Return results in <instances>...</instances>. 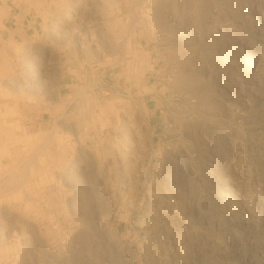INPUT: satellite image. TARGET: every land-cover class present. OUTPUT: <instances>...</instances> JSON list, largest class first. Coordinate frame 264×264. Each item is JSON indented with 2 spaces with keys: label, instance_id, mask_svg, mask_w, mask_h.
I'll list each match as a JSON object with an SVG mask.
<instances>
[{
  "label": "rangeland",
  "instance_id": "374dc122",
  "mask_svg": "<svg viewBox=\"0 0 264 264\" xmlns=\"http://www.w3.org/2000/svg\"><path fill=\"white\" fill-rule=\"evenodd\" d=\"M63 3L4 75L45 133L0 264H264V0Z\"/></svg>",
  "mask_w": 264,
  "mask_h": 264
},
{
  "label": "bare ground",
  "instance_id": "6f19581e",
  "mask_svg": "<svg viewBox=\"0 0 264 264\" xmlns=\"http://www.w3.org/2000/svg\"><path fill=\"white\" fill-rule=\"evenodd\" d=\"M9 46L5 47L3 46V48H1L0 50V175H4V176H9L10 174L13 173L14 178L11 177V179L8 181L9 184L10 183H14V184H18L22 183L24 181V177L27 176L29 173L30 174H36L37 169L35 170L36 167L33 168H28L31 164L32 159L34 158H30L29 161L26 162H22L23 160L25 161L28 153L30 150H36V145L37 143L40 141V136L43 135L44 133H40L38 131H35V129H32L30 126H24L22 125V119L18 118L17 115L20 111L19 105L17 103L14 102V95L16 92H18V90L24 92L25 95H28L29 97L27 98L28 100H31L35 94V91L37 90V88H35L36 90H33V88H30L29 84H24L27 87L21 90V87L18 84H15V87H13V84L8 86L4 80V76L6 72L12 70L15 71L17 73V64L15 62V55L12 56V61L15 63L14 66H12L11 60H8V55L10 54H14L15 52L9 48ZM8 52V54L6 52ZM22 62V60H21ZM24 62V60H23ZM27 62V61H26ZM27 64V63H26ZM23 65V64H22ZM36 67V66H35ZM20 68V67H19ZM25 68V67H24ZM31 70H33L34 68L31 66L30 67ZM37 69V68H36ZM28 69H26L27 71ZM30 70V72H32ZM35 70V69H34ZM28 72V71H27ZM36 72V71H35ZM33 73V72H32ZM22 74V73H21ZM20 74V75H21ZM29 74V73H28ZM34 74V73H33ZM19 75V76H20ZM27 74H25L24 76H26ZM31 75V74H29ZM46 75V74H45ZM44 75V76H45ZM23 76V75H22ZM28 76V75H27ZM29 77V76H28ZM38 77V76H36ZM39 79H43V77H41V75L38 77ZM37 78V79H38ZM45 79V78H44ZM11 80V79H10ZM32 79H28V81H30ZM9 81V79H8ZM13 81V80H12ZM15 81V79H14ZM13 81V82H14ZM39 81V80H38ZM37 81V83H38ZM31 82V81H30ZM36 82V81H34ZM33 83V82H31ZM30 83V84H31ZM37 83L34 84V86H38ZM40 85V82L38 83ZM45 85V83H43ZM22 85H23V81H22ZM21 85V86H22ZM44 85L42 87H44ZM51 85V84H50ZM52 86V85H51ZM25 87V86H24ZM32 87V85H31ZM41 87V88H42ZM6 88H9L10 90L8 91ZM23 88V87H22ZM40 88V90H41ZM50 88V87H49ZM39 89V88H38ZM45 90L46 87L42 88V90ZM43 90V91H44ZM38 91V90H37ZM39 92V91H38ZM48 92V91H47ZM84 89L81 90L78 94H79V98L84 96ZM46 93V92H43ZM42 93V94H43ZM41 94V95H42ZM36 95V94H35ZM38 95V94H37ZM47 95V94H46ZM81 100V98H80ZM82 101V100H81ZM81 108V107H79ZM46 137V136H45ZM44 137V138H45ZM48 138V137H47ZM31 141V143L33 144V146H28V148H26V150L24 152H21L19 150V148L16 146L17 143H20L22 141ZM42 140V139H41ZM6 142L11 143V148L8 147V144H6ZM42 143V142H41ZM45 143V142H44ZM60 144V143H59ZM39 145V144H38ZM54 146V145H53ZM45 149V148H44ZM43 149V150H44ZM38 150V149H37ZM40 151V150H39ZM38 151V154H39ZM58 151V150H57ZM37 152V151H36ZM44 154V153H43ZM40 155V154H39ZM58 156V155H57ZM56 157V155H55ZM60 157V156H59ZM29 159V158H28ZM37 159V158H36ZM60 159L64 160L63 157H61ZM34 161H32L33 163ZM37 162V161H36ZM47 164V163H46ZM37 165V164H36ZM40 165V164H39ZM11 166V168H10ZM5 167H9V170H5ZM14 168H17L18 171L16 172V174H14L15 172H12L11 170ZM8 169V168H7ZM29 169V170H28ZM10 173V174H9ZM3 176V177H4ZM2 177V178H3ZM5 177V179L7 180V178ZM26 178V177H25ZM31 178V177H30ZM1 179V177H0ZM3 181V180H2ZM5 181V180H4ZM7 182V181H6ZM26 182V181H25ZM24 182V184H25ZM4 183V182H3ZM23 184V183H22ZM23 184V185H24ZM13 185V184H12ZM3 186V185H0ZM21 186V185H20ZM12 187V186H10ZM22 187V186H21ZM3 188V187H2ZM1 188V189H2ZM7 188V186H6ZM13 188V187H12ZM17 188V186H16ZM19 188V187H18ZM17 188V190H18ZM9 189V188H8ZM14 189V188H13ZM11 189V190H13ZM20 189V188H19ZM4 190V188L2 189ZM1 191V190H0ZM1 194V192H0ZM16 194V193H15ZM12 195V194H11ZM21 197V196H20ZM21 199V198H20ZM23 199V198H22ZM23 201V200H20ZM27 204V203H26ZM29 204V203H28ZM28 208V207H27ZM1 228V227H0ZM3 228H1L0 230H2ZM3 232V231H1ZM0 232V233H1ZM2 235V234H1ZM4 236V235H3ZM1 238V237H0ZM5 238V236H4ZM2 238V239H4ZM6 241V240H5ZM2 242H4L2 240ZM3 245V244H2ZM2 253V252H1ZM7 259V258H6Z\"/></svg>",
  "mask_w": 264,
  "mask_h": 264
},
{
  "label": "crops",
  "instance_id": "0c3cea01",
  "mask_svg": "<svg viewBox=\"0 0 264 264\" xmlns=\"http://www.w3.org/2000/svg\"><path fill=\"white\" fill-rule=\"evenodd\" d=\"M63 6V0H0V50L3 46L5 48L10 45L9 48L15 52L8 55V60H11L12 56L15 55L14 59L16 63L17 60L23 61V56L22 58L19 56V52L23 54L24 50L21 45L25 40L42 34L41 32H43L45 23L51 22L57 8ZM6 53L8 54V52ZM12 60L11 63H13ZM28 97L27 95L23 98V102L14 101L19 105L20 111L17 117L20 119L23 118L21 108L25 105L24 103H28L30 111H36L40 107L38 97L34 95L31 100H28ZM28 114L26 115L29 121L28 126L35 129V131L45 133V130H41L45 128L43 124L40 126L42 128L36 129L40 125V122H38L39 117ZM26 116L24 117L26 118ZM29 142L31 141L29 140ZM20 144L17 143L16 146L21 152H24L28 146H33L30 143L23 148Z\"/></svg>",
  "mask_w": 264,
  "mask_h": 264
}]
</instances>
